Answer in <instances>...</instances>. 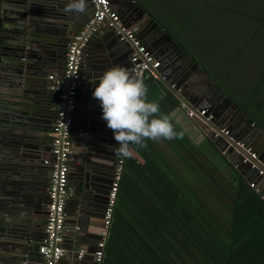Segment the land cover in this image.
<instances>
[{
	"label": "water",
	"instance_id": "95a60500",
	"mask_svg": "<svg viewBox=\"0 0 264 264\" xmlns=\"http://www.w3.org/2000/svg\"><path fill=\"white\" fill-rule=\"evenodd\" d=\"M109 2L120 22L141 44L162 57L161 68L155 70L157 80L185 108L206 111L204 116L192 118L194 124L203 129L242 175L247 171L255 173L249 169L251 163L264 174V130L252 123L234 99L136 0ZM65 3L66 0H0V264H43L38 250L53 168L49 134L58 115L57 91L50 89L44 79L52 71L62 74L69 41L93 13L89 5L84 14L65 13ZM133 49L130 42L119 41L114 29L102 25L82 50L80 95L74 110L71 140L79 142L83 152L71 150L68 189L73 190L78 203L86 204L92 199L95 204L88 205L96 209L100 207L97 205L100 196L107 194L102 189L111 181L116 141L101 119L98 101L91 96L94 86L91 81L104 71L97 65L102 60L108 68L121 66L128 62ZM181 56L189 62L190 71L199 72L212 86L192 90L196 101L182 88L183 80L188 78L184 74L182 80L185 66L177 64ZM89 60H93V66ZM124 68L132 74L131 66ZM194 84L200 86L199 82ZM86 101L88 107L82 108ZM227 110L235 112L228 122L232 113L223 116ZM209 115L208 121L205 118ZM237 127L240 132L236 131ZM237 142L243 143L249 152ZM108 157H112L110 166L106 163ZM46 160L49 164H45ZM260 180L264 185L262 177H256V181ZM257 190L264 199V186H257ZM78 231V237H82V229ZM98 239L99 236L92 237L96 242ZM74 257L78 258V253Z\"/></svg>",
	"mask_w": 264,
	"mask_h": 264
},
{
	"label": "trees",
	"instance_id": "16d2710c",
	"mask_svg": "<svg viewBox=\"0 0 264 264\" xmlns=\"http://www.w3.org/2000/svg\"><path fill=\"white\" fill-rule=\"evenodd\" d=\"M143 80L148 99L169 116L177 100L153 77ZM226 92L264 130L250 110L258 95ZM171 122L182 137L130 145L102 264H264V199L252 179L208 137Z\"/></svg>",
	"mask_w": 264,
	"mask_h": 264
},
{
	"label": "built area",
	"instance_id": "2783aa9c",
	"mask_svg": "<svg viewBox=\"0 0 264 264\" xmlns=\"http://www.w3.org/2000/svg\"><path fill=\"white\" fill-rule=\"evenodd\" d=\"M93 9L92 16L82 30L72 37L69 41L66 51V58L62 74L55 78L50 75L49 80L55 83L52 88L57 91L58 97V115L53 124L50 137V152L53 157V168L51 171L48 187V204L46 206V219L44 225V239L39 246V254L43 259V264H60V260L66 255L63 247L64 243V223H65V204L70 191L68 189L69 174V155L72 150L71 131L74 120V110L77 104L78 96V77L79 65L82 50L89 37L94 34L102 25L112 28L116 31L121 42H130L133 45V52L130 57L131 71L134 77L152 76L156 79L155 70L160 66V62L153 53L141 44L135 34L124 26L114 11L109 0H88ZM205 110L197 111L185 109V115L192 120L193 117L204 116ZM210 120L211 116H207ZM221 132L224 130L221 129ZM240 148L249 152L244 144L237 142ZM255 158L254 154H251ZM123 160L116 155L112 180L106 196V204L102 215L101 229L99 239L93 252V264H102L104 247L109 235V228L112 220L113 207L116 201L118 185L123 169ZM248 161L244 159V162ZM250 171L255 170L257 176L264 174L254 164L251 163ZM249 186L257 192V183L251 180ZM83 251L78 252V258H81Z\"/></svg>",
	"mask_w": 264,
	"mask_h": 264
},
{
	"label": "rangeland",
	"instance_id": "374dc122",
	"mask_svg": "<svg viewBox=\"0 0 264 264\" xmlns=\"http://www.w3.org/2000/svg\"><path fill=\"white\" fill-rule=\"evenodd\" d=\"M220 1L224 11L213 6ZM150 2L149 6L155 7V15L161 23L178 35H182L186 44L187 41L191 43L193 54L205 65L214 69L215 75L220 77L219 81L224 86L227 85L230 91L235 90V95L241 99L251 93L253 96L258 95L259 98L252 104L250 110L264 120V0H210L209 6L205 7L206 11L211 16L217 14L216 18L221 21L214 24L210 20L209 24L213 29L227 30L232 35L231 39L235 38L227 41L225 48L221 49L225 50L220 59L217 57L219 55L217 46L204 44L197 35V33L201 35L204 26L198 22V16L194 17V21L191 17V12L195 8L191 0H150ZM249 37L251 40H248ZM233 54L236 57L232 56ZM230 58L234 60L229 68L227 67L230 73L226 74L221 65L225 61H231ZM260 72L263 73L261 78H259ZM248 77L251 80L254 77L258 78L256 86L252 89L249 87L253 80L250 81ZM260 111L262 113H259Z\"/></svg>",
	"mask_w": 264,
	"mask_h": 264
},
{
	"label": "crops",
	"instance_id": "0c3cea01",
	"mask_svg": "<svg viewBox=\"0 0 264 264\" xmlns=\"http://www.w3.org/2000/svg\"><path fill=\"white\" fill-rule=\"evenodd\" d=\"M191 1H192L191 4L195 7V8H193V10L191 12V17L193 18V21H194V17L195 16H198V22L204 26L202 28L203 29V32H201V35L198 34V33H197V35L200 36L199 37L200 40H203L204 41V44H206V45H213V44H215L217 46V48L219 50V53H218L219 55L217 57H219L218 59H220L221 54L225 50V49H223V50H221V49L222 48H225L227 41L235 40V38H232L231 39L232 35H230L227 30L220 29V28H214L213 29V27L211 26V24H209L210 20H212V23H214V24H218L221 21V20H219V19L216 18V15L217 14H213L211 16V14L206 11V8L205 7L207 5L209 6L210 0H191ZM136 3L141 8H143L186 51V53L188 54V56L194 58L202 66V68L205 71H207V73L214 80L217 81V83L221 87L223 86L222 87L223 89H225L229 93H232V95L235 96V94H236L235 90L234 91H232V90L230 91L226 87L227 85L224 86L221 83V81H219L220 77L217 76V75H215V71H214V69L211 66L205 65L203 62L200 61V59H197V57L193 54L194 52L191 50L192 49L191 43H189L187 41V44H186L185 41H183L184 38H183L182 35H178L177 32L172 31L167 26H165L164 24L161 23L160 19H158L157 16L155 15V11H156L155 7H152V6L150 7L149 6V3H151L150 0H136ZM221 3H222L221 1H220V3L216 2V3H214L213 6H215V9L220 8V11H221V10H223L221 8V6H222ZM88 5L90 6L89 3H87V6ZM110 6L113 9V5L110 4ZM113 10L115 11V9H113ZM219 16H220V14H219ZM189 21H190V19H189ZM103 26L105 27V25H103ZM234 37L237 38V36H234ZM248 40H251V37H249ZM153 55L160 62V66L158 68H161V60H162V57H157V53H154ZM208 55L211 56V54H208ZM232 56L236 57L235 54H233ZM130 57H131V55H130ZM130 57L128 59V62H126V63L123 62L121 64V66L126 67V68H129V66H131ZM230 60L231 61H225L224 64L221 65V68L224 70V72H226V74L227 73H230L229 69L227 71V67L229 68V66L231 65V62L234 60V58H230ZM104 61L102 60L101 63H99L97 65L99 67H101L102 69L106 70L109 65H107L106 61L105 62ZM88 63H91L92 66L94 64L93 60H89ZM177 64L178 65L182 64L183 66H185L184 67V71H182L183 72V74H182V80H183V78L185 79V75L184 74H186V76H187L186 78H188V79L187 80L186 79L183 80V83L184 84H183L182 88L184 89V92L187 95L190 96V98H193L194 99L193 91H194L195 88H206V89L207 88H212V86L207 82V80L199 72L196 73L194 70L190 71V68L191 67H190V64H189V62L187 61L186 58H183L181 56L180 62H177ZM84 70L86 72L87 71L89 72V70L87 68H84ZM239 72H241V71H239ZM131 73H132V71H131ZM262 74L263 73L260 72L259 78L261 77ZM50 75L55 76V78H58L60 75L56 71L49 72L46 75L44 81L46 83H48L50 89H53L52 87L55 86V83L48 79V77ZM253 76L254 75H252V77ZM145 77H147V76H145ZM78 78H80V73H79V77ZM201 79L204 81L203 84H201ZM247 79H250V78L248 77ZM156 80H157V78H156ZM252 80L250 79V81H252L253 83H251L249 89H252V88H254V86H256L257 81H258V78H255L254 77V78H252ZM91 82H93V81H91ZM194 82H199L200 83V86H197L196 84H194ZM78 85H79V81H78ZM160 86L166 92H168L166 90V88L162 84H160ZM78 88H79V86H78ZM53 90H55V89H53ZM157 91L162 92L158 88H157ZM168 93L171 94L170 92H168ZM162 94H163V92H162ZM79 95H80V92L78 90V96H77V98L79 97ZM194 100L196 101V99H194ZM88 105H89V103L86 101V102L82 103V108H86V107H88ZM185 109H187V108H185L184 106H182L181 104H179L178 101H177L176 107L173 108L172 110H170V112H169V118H170V120L173 119V121L180 128H182L187 134L188 133H194L195 131H197L199 134L202 133L204 136L208 137L205 134V132L203 131V129L200 128V127H198L197 125H194L192 128L190 127L191 126V123H190L191 121H188L186 119V117L184 115L185 114ZM231 113H232V115L227 120V122L230 121V119L235 115V112H233V111H230L229 112V110H227V111H225L223 113L224 114L223 116L230 115ZM74 119H75V116H74ZM194 127H196V128H194ZM239 129L240 128L237 127L236 128V131L237 132H240ZM72 148H74L76 151L78 150V152H80V153L83 152V149H82V147H81V145H80L79 142L73 143V141H72ZM111 158L108 157L109 160L107 159V161H106V163L109 166L111 165ZM51 159L54 160L53 157H51ZM112 159L115 160L114 157ZM228 160H230V158H228ZM47 163L49 164V160H46L45 164H47ZM114 163H115V161H114ZM75 165L78 166L79 165V162L76 161L75 162ZM69 171H70V166H69ZM246 176L247 177H250L254 181H256V177H258L257 176V173H251V172H248V171L246 173ZM111 180H112V177H111ZM256 183H257V186H260V185L261 186H264L262 184L261 180L260 181H256ZM109 185H110V183L107 184V185H105V187L102 190L104 192H108ZM72 191L73 190L70 189V193L71 194H72ZM95 195L96 194L93 193L92 194V197H94ZM106 195L100 196L101 198L98 199L100 202L97 205L100 206L99 207L100 210L92 207V205H88V204H95V202H93L92 199H89V201L86 204L83 203V202H82V204H81V202L78 203L75 200L76 196L74 195V193L71 195V197L69 199L66 200V205H65V223H64V228H65L64 236H66V237H64V243H63V247L66 250V255L60 260V264H74V262H78V261H80V264H93V252L95 251L97 242L94 241V240H92V237L99 236V232H100V229H101L102 215H103V207L105 206ZM45 207H46V205H45ZM45 219H46V215H44V220ZM44 225H45V221H44V223H42V232H41L42 235H41V237L39 239L40 244L42 243V241L44 239V236H45V234H44ZM79 229H82V231H81V234H83L82 237L81 236L78 237L79 234L76 233V232H79L78 231ZM78 242H81L82 244H80ZM81 250L83 251V255L81 256V258H79V259L78 258H75L74 257L75 256V253H78ZM39 257L41 258L42 263H43V259H42L41 255Z\"/></svg>",
	"mask_w": 264,
	"mask_h": 264
},
{
	"label": "clouds",
	"instance_id": "9594fccd",
	"mask_svg": "<svg viewBox=\"0 0 264 264\" xmlns=\"http://www.w3.org/2000/svg\"><path fill=\"white\" fill-rule=\"evenodd\" d=\"M88 0H66L63 11L84 14ZM91 90L101 109V119L112 130L114 154L121 158L132 155L130 145L143 147L146 140L180 138L168 115L160 112L159 102L147 97L142 77H133L122 66L113 65L96 78Z\"/></svg>",
	"mask_w": 264,
	"mask_h": 264
},
{
	"label": "flooded vegetation",
	"instance_id": "af4514ba",
	"mask_svg": "<svg viewBox=\"0 0 264 264\" xmlns=\"http://www.w3.org/2000/svg\"><path fill=\"white\" fill-rule=\"evenodd\" d=\"M114 158H116V155L114 156ZM114 161H115V160H114ZM113 168H114V162H113V165H112V170L110 171V174H109L110 177H112Z\"/></svg>",
	"mask_w": 264,
	"mask_h": 264
}]
</instances>
